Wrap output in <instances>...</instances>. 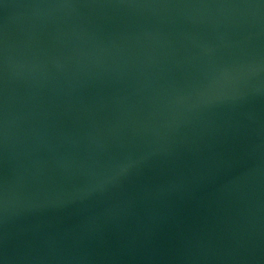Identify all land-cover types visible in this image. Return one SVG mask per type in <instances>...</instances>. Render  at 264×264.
<instances>
[{"label":"water","instance_id":"1","mask_svg":"<svg viewBox=\"0 0 264 264\" xmlns=\"http://www.w3.org/2000/svg\"><path fill=\"white\" fill-rule=\"evenodd\" d=\"M0 264H264V0H0Z\"/></svg>","mask_w":264,"mask_h":264}]
</instances>
